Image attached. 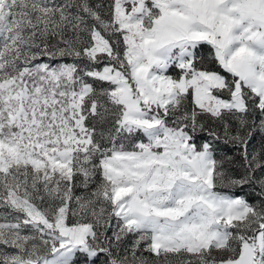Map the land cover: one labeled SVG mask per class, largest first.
Here are the masks:
<instances>
[{"label": "snow or ice", "instance_id": "snow-or-ice-1", "mask_svg": "<svg viewBox=\"0 0 264 264\" xmlns=\"http://www.w3.org/2000/svg\"><path fill=\"white\" fill-rule=\"evenodd\" d=\"M0 264H264V0H0Z\"/></svg>", "mask_w": 264, "mask_h": 264}]
</instances>
